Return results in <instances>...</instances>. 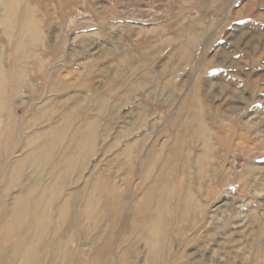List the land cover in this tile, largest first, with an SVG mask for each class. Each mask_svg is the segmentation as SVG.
<instances>
[{"label":"rangeland","instance_id":"rangeland-1","mask_svg":"<svg viewBox=\"0 0 264 264\" xmlns=\"http://www.w3.org/2000/svg\"><path fill=\"white\" fill-rule=\"evenodd\" d=\"M13 1L0 264H264V0Z\"/></svg>","mask_w":264,"mask_h":264},{"label":"bare ground","instance_id":"bare-ground-1","mask_svg":"<svg viewBox=\"0 0 264 264\" xmlns=\"http://www.w3.org/2000/svg\"><path fill=\"white\" fill-rule=\"evenodd\" d=\"M15 1H17V0H14L13 3H14ZM6 3H8V2H6ZM10 3H11V2H10ZM4 4H5V2H4ZM8 5H9V4H6L7 7H8ZM11 5H12V4H11ZM13 5H14V4H13ZM8 8H9V7H8ZM29 9H30V8H29ZM29 9H28V10L25 9V11H24V15H23L24 17H22V18L24 19V22H25V24L23 25V27L26 25V26H25V29H26V28L28 29V28L30 27V26H28V24H32L31 22H35V17L33 16V15H34V14H33V11H32V10H29ZM9 18H11V17H9ZM22 18H21V19H22ZM6 19H7L8 21L10 20V19H8V18H6ZM6 19H5V20H6ZM11 20H12V19H11ZM11 20H10V21H11ZM28 20H29V23L26 22V21H28ZM10 21H9V22H10ZM9 22H7V25H8V24L12 25L11 22H10V23H9ZM22 22H23V20H22ZM15 23H16V22H15ZM35 26H36V25H35ZM10 28H11V27H10ZM10 28H9V29H10ZM27 29H26V30H27ZM10 30H11V29H10ZM10 30H8V31L10 32ZM37 31H38V30H37ZM26 32H27V31H26Z\"/></svg>","mask_w":264,"mask_h":264}]
</instances>
